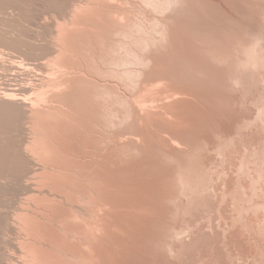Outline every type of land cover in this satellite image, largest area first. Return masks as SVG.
<instances>
[{
  "label": "bare ground",
  "instance_id": "obj_1",
  "mask_svg": "<svg viewBox=\"0 0 264 264\" xmlns=\"http://www.w3.org/2000/svg\"><path fill=\"white\" fill-rule=\"evenodd\" d=\"M186 2L187 0H0V264H103L107 262L104 261L109 249L107 237L111 229L112 233L120 231V217L125 212L121 204L126 202H124L126 197L120 190L121 184L122 186L125 184H119V181L123 173H134L135 176L132 175V177H136L138 173V167L134 165L121 166L119 153L113 155L114 169L109 167L111 153L109 150L113 148L112 142L122 144L123 139L126 142V139H132L135 136L138 138L142 135L141 129L138 136L136 132L134 137H131V134L126 139L122 136L124 128H119L118 124L124 120L136 123L141 117L135 109H130V106L123 111L113 109L114 107L109 110L107 95L117 94L120 96V99L118 98L120 102L124 104H130L134 102L133 100L138 101L134 104L139 102L142 104L143 101L144 104L150 100L146 98L148 89L160 81L158 76L165 74L161 72L160 55L167 51L166 54H169V48L175 42L176 28L172 25L174 20L171 22V19H174V13L180 16L179 12ZM187 7L189 8L188 4ZM124 18H127V22ZM142 19L147 24L141 21ZM151 22L160 23L159 38L156 33H153ZM159 42H163L159 46L161 49H156ZM156 51L160 52V55ZM108 52L111 54L109 55ZM212 56L219 59L228 58L219 53H213ZM261 58L263 61L264 57L261 56ZM173 92L182 93L180 89L172 87L161 93L166 95ZM110 112L112 116L115 115L119 119L110 117ZM141 116L143 117L144 114ZM112 118L115 119L113 122H111ZM111 123L116 128H111ZM59 127L60 131L57 129ZM131 129L136 131L135 128ZM143 131L145 134V128ZM145 137L147 138V134ZM136 138H134L136 141L140 139V137ZM136 143L140 144L138 141ZM141 144L131 148L133 156L137 153L144 154L145 147ZM179 146L182 148L181 145ZM171 157L178 161L173 179H175V173L177 175L180 173L190 181L194 190H198L200 183L196 179L197 173L206 169L207 161H202V169L195 170L178 158ZM110 180H113L111 184L116 180L115 183L118 182L120 186L115 184L116 187H114L112 184L114 190H111ZM241 184L244 186L245 183ZM236 187L233 181H225V193L227 191L232 193ZM176 194L169 197L174 198ZM108 197H111L115 204L111 209V212L114 211L115 214L112 220L113 228L109 224ZM164 226L167 228L166 225ZM167 229H169L170 238L165 245L172 247L176 252L180 245L170 239L173 235L182 233L173 227ZM138 230L140 231V227ZM235 230L233 229V232ZM240 231L231 236L229 233L227 241L230 240L229 242L233 245L240 241L241 244V241H244L240 239L243 238L244 230ZM145 235L143 238L147 236ZM196 235L191 239L188 237V241L182 240L183 248L185 244L194 241L193 239L197 238ZM95 236L96 239L99 238L96 244ZM155 236L159 237V235ZM157 239L160 240V238ZM256 240L254 242H257ZM260 242L264 243L263 240ZM140 247L138 246V250ZM214 247L216 249L215 245ZM138 250L136 253L141 252H137ZM143 251H145L144 248ZM142 253L141 255L144 256ZM219 253L217 255L221 257ZM139 257H136V260L142 258ZM220 257H218L219 260ZM147 260L150 261V259ZM126 263H129L128 260ZM140 263L142 264L141 261ZM192 263L196 262L192 260Z\"/></svg>",
  "mask_w": 264,
  "mask_h": 264
},
{
  "label": "rangeland",
  "instance_id": "obj_2",
  "mask_svg": "<svg viewBox=\"0 0 264 264\" xmlns=\"http://www.w3.org/2000/svg\"><path fill=\"white\" fill-rule=\"evenodd\" d=\"M190 1L193 3L191 4ZM190 8L191 11L188 12ZM181 12H179L181 17L174 13L175 17L171 19V22L174 20L172 25L176 28V37L175 42L169 48V54H166L167 51L161 56L160 52L156 51L162 58H160L162 60L161 72L165 74L158 76L160 81L154 83L148 89L147 97L145 96L147 91L143 93V97L150 98V100L143 104L142 97V104L140 102V104H134L138 102L137 100H133L134 102L130 104H124L120 102V96L117 94L107 95V101L108 99L110 101H108V105L110 104L109 110L114 107L113 109L123 111L130 106L129 108L135 109L141 117L140 121L138 120L136 123L124 120L121 124H118V127L124 128L122 136L125 139L130 136L134 137L136 133L138 136L139 131L142 129V135L134 138L139 139L140 137L137 141L140 144L143 143L141 145H144L145 151L144 154H135L136 156L131 154V148L140 145L136 143L137 141L134 138H132L133 141L131 138L126 139V142L123 139L124 143L122 142V144L111 143L113 148L109 150V153L111 152L109 167L114 169L113 155L119 153L121 166L134 165L138 167V173L136 177H132V175L135 176L134 173H123L121 176L122 181L120 180L119 184L123 183L124 186L122 184L120 186L117 184L118 182L115 183L116 180L112 183L114 187H116V184L122 188L120 190L125 193L126 200L124 198V202L127 203L123 202L125 205L121 204L125 212L121 214L123 218L120 217V231H115V234V232L112 233L111 229L107 237L109 249L107 253L105 252L106 258L104 261L107 262L103 264H139L140 261L142 264H150V261L151 264H264V243L260 242L261 240L264 241V60L261 61V56L264 57V0H187ZM180 18H183V21ZM124 20L127 22V18H124ZM141 21L144 22L143 19ZM144 23L147 24L146 21ZM151 27L153 33H156L157 38H159L161 35L159 33L160 23H153ZM156 27L158 30H156ZM241 42L243 43L241 44ZM162 43L159 42L156 49H161L159 46ZM213 53H219V55L228 56V58L219 59L212 56ZM108 54L110 55L111 52H108ZM171 87L180 89L182 93L173 92L166 95L161 93ZM161 109L163 112L160 111ZM143 114L145 117L141 116ZM109 116H112L111 112ZM112 117L116 120L119 119L115 115ZM114 118L111 119V122L115 120ZM144 119L146 120L143 122ZM155 124L156 127L154 128ZM113 126L114 124L111 123L110 127ZM131 128H135L136 131ZM144 128L148 133L143 134ZM57 129L60 131V127ZM125 133L127 135H124ZM129 134L131 135L129 136ZM146 134L147 138L145 137ZM171 156L178 158V160L190 165L195 170L202 169V161H207L206 169H202L197 173L196 179L200 183L198 190H194L190 181L180 173L178 175L175 173V179H173L178 161L175 158L172 159ZM111 176L109 175V179H111ZM226 180H231L237 185L232 193L228 191L225 193ZM111 181L113 180H110L109 184H111ZM241 183H245L244 186ZM112 184L110 189L114 190ZM125 186L126 189H124ZM133 186L135 187L133 188ZM173 194H176V196L170 198L169 196ZM108 201L110 207L108 213L109 224L113 228L114 223L112 220L115 214L114 211L111 212V209L115 204L112 202L111 197H108ZM126 211L131 214L129 215ZM162 221L165 223L163 224ZM180 224L187 226L181 227ZM164 225L167 228L173 227L182 233L180 235L175 234L170 239V241L180 245L179 250L176 252L172 247L165 245L170 236L169 229ZM255 225L256 228H254ZM175 226L179 229H176ZM139 227L140 231L138 230ZM214 229L217 231L215 232ZM233 229L236 230L233 232ZM142 230L145 232L143 233ZM240 230L246 231L242 232L243 238L240 239L244 241H241V244L238 239H236L238 241L236 245L229 242L230 240L227 241L229 233L231 236ZM144 234L147 235H145V238H143ZM153 235H159V237ZM194 235L197 238L193 239L194 241H189V244H185L187 248L184 246V249V243H181L182 240L188 241L189 238H194L192 237ZM199 235L201 236L199 237ZM155 238H160V240ZM97 239L99 240L98 237ZM97 239L95 236V244L99 242ZM214 239L217 245L214 243ZM259 239L261 240L259 241ZM255 240L257 242H254ZM258 243L261 247L257 246ZM190 244L194 246H190ZM226 245L228 246L226 247ZM138 246H141V250H138ZM129 248L131 249L129 250ZM143 248L145 251H143ZM197 249L198 251H196ZM226 249L230 250L227 251ZM136 250L141 252L136 253ZM218 253L221 254V257L217 255ZM136 257H142L143 260L142 258L136 260ZM218 257H220V260ZM191 258L196 263H192ZM147 259H150V261ZM127 260L129 263H126ZM164 260L166 263L161 262Z\"/></svg>",
  "mask_w": 264,
  "mask_h": 264
}]
</instances>
